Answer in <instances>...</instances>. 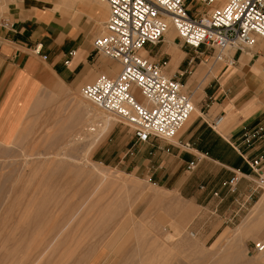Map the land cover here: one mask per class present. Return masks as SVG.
Segmentation results:
<instances>
[{"label": "rangeland", "instance_id": "obj_1", "mask_svg": "<svg viewBox=\"0 0 264 264\" xmlns=\"http://www.w3.org/2000/svg\"><path fill=\"white\" fill-rule=\"evenodd\" d=\"M55 1L62 8L89 12L91 28L99 29L92 38L94 48L95 38L105 31L102 9L107 15L109 9L96 13L95 0ZM13 5L23 8L24 0H14ZM5 13L13 19L8 10ZM172 35L175 46H166L164 35L142 55L166 63V73L182 82L194 105L205 109L220 90H229V95L236 90L228 80H234L237 65L216 68L212 50L196 52L173 28ZM94 51L93 56L105 58L114 68L100 73L117 76L121 66ZM99 74L76 89L49 93L47 101L32 110L16 140L0 143V264H264L263 252L253 257L247 251L226 252V246L243 243L236 236L216 248L214 241L197 235V212L133 170L130 153L125 152L141 140L134 128L81 94V87ZM242 83H247L244 76ZM136 96L145 101L139 90ZM248 106L264 102L255 96ZM107 116L111 122L106 123ZM94 166L104 174L93 175Z\"/></svg>", "mask_w": 264, "mask_h": 264}, {"label": "crops", "instance_id": "obj_2", "mask_svg": "<svg viewBox=\"0 0 264 264\" xmlns=\"http://www.w3.org/2000/svg\"><path fill=\"white\" fill-rule=\"evenodd\" d=\"M95 1L99 7L96 13L100 8L107 11L105 4ZM13 2L7 0L0 6L2 144L16 140L32 110L47 101L49 93L68 92L94 79L100 71L111 70L105 58L93 56L92 38L99 29L91 28L89 12L62 8L55 0H24L23 8H16ZM7 10L13 19L4 17ZM102 12L106 24L109 14ZM174 42L165 43L169 47L175 46ZM258 42L250 57V49L237 56L234 80H228L236 90L231 95L229 90H220L205 109L203 105L199 109L196 103L198 112L177 140H137L125 152L130 153L136 173L173 192L185 207L197 212L193 227L197 235L214 241L216 248L223 246L229 236H236L243 243L228 245L225 251H247L249 257L260 253L255 248L257 241L264 243V190L257 187V175L249 164L264 156V135L251 143L245 138L247 132L264 127V106H248L255 96L264 102V40ZM72 50L76 55L66 64ZM252 59L256 61L248 69ZM215 62L216 68L224 66ZM243 76L247 83L240 86ZM220 115L224 116L222 124L218 129L211 128V121ZM130 138L134 140L132 134ZM191 162L196 166L189 170ZM262 169L264 173V163ZM234 175L239 179L231 188L226 182Z\"/></svg>", "mask_w": 264, "mask_h": 264}, {"label": "built area", "instance_id": "obj_3", "mask_svg": "<svg viewBox=\"0 0 264 264\" xmlns=\"http://www.w3.org/2000/svg\"><path fill=\"white\" fill-rule=\"evenodd\" d=\"M4 1L0 0V6ZM101 1L109 5V19L106 33L95 39L94 49L119 61L122 70L115 77L99 75L96 81L82 87V94L98 108L133 127L143 141L151 137L172 141L194 109L192 97L182 82L167 75L166 63L152 61L141 53L147 46L161 42L169 23L177 29L184 45L196 52L201 48L212 50L216 60L226 67L234 66L244 48L264 37V0ZM204 6L211 9L205 12ZM68 55L66 64L76 51ZM135 87L146 103L136 99ZM223 120L224 116H217L210 127L217 129ZM262 135L264 127H259L247 132L245 138L251 143ZM263 163L264 156L249 162L257 175V187L264 190ZM195 166L191 162L188 169ZM238 179L234 175L226 184L233 188ZM255 248L260 252L264 244L257 243Z\"/></svg>", "mask_w": 264, "mask_h": 264}, {"label": "bare ground", "instance_id": "obj_4", "mask_svg": "<svg viewBox=\"0 0 264 264\" xmlns=\"http://www.w3.org/2000/svg\"><path fill=\"white\" fill-rule=\"evenodd\" d=\"M103 4H105V5L109 8V5H108L106 2L103 3ZM2 7L5 8V6H2ZM0 9H1V7H0ZM2 9H3V8H2ZM202 9L205 10V12H207V11H209L211 8L208 7V6H204ZM109 12H110V9H109ZM108 19H109V17H108ZM172 28L175 30V32L177 33V36H178V31H177V29L174 27V25H173L172 23H169V28H168L167 31L165 32V37H166V38H165V40H166L165 42H167L168 44H173V42H174V36L172 35ZM105 33H106V24H105V31H104V32H101L99 36H101L102 34H105ZM99 36H98V37H99ZM260 39H261V40H264V37H259L258 40H257V42H256L253 46H250V47H248V48H244V50H248V49H251V50L253 49V50H254V48H256L255 45L258 43V41H259ZM174 43H175V42H174ZM244 50H243V51H244ZM251 50H250V51H251ZM142 52H144V53L146 54L147 51L144 49V50L141 51V53H142ZM101 54H102V53H101ZM247 54H249L248 56L250 57V55H251L250 52H248ZM103 55H104V54H103ZM176 55H177V54H176ZM179 55H180V54H179ZM105 56H106V55H105ZM107 57H108V56H107ZM145 57H148V56H145ZM175 57H176V56H175ZM108 58H109V57H108ZM149 58H150V57H149ZM177 58H178V57H176L175 60H177ZM110 59H112V58H110ZM112 60H114V59H112ZM214 60H215L216 62H218V61L216 60L215 57H214ZM114 61L117 62V63L121 66V64H120L119 61H117V60H114ZM216 62H215V63H216ZM218 63H221V62H218ZM213 64H214V63H213ZM213 64H212V65H213ZM216 64H217V63H216ZM221 64H223V63H221ZM223 65H224V64H223ZM234 66H235V65H234ZM225 67H226V66H225ZM232 67H233V66H232ZM111 69L113 70L114 68H111ZM121 70H122V67H121ZM121 70H120V72H121ZM120 72H119V73H120ZM119 73H118V75H119ZM118 75H117V76H118ZM167 75H168V74H167ZM172 78H174V77H172ZM135 89L138 90V88L135 87V88H134V92H135ZM139 92H140V91H139ZM81 94H82V88H81ZM141 95H142V94H141ZM82 96L84 97L83 94H82ZM135 97H136V99L140 102L139 97L136 96V92H135ZM142 97L144 98L143 95H142ZM85 98H86V97H85ZM86 99H87V98H86ZM87 100H88V99H87ZM144 100H145V101H144V102L141 101V103H146V99H145V98H144ZM72 101H73V100H72ZM79 101H80V100H79ZM89 101H90V100H89ZM90 102H91V101H90ZM192 102H193V101H192ZM92 103H93V102H92ZM77 104H78V103H77ZM93 104H94V103H93ZM193 105H194V103H193ZM86 106H87V104H86ZM84 111H85V110H84ZM104 111H105V110H104ZM106 112H107V111H106ZM196 112H198V111H197V109H196V107H195V105H194V109H193V112L191 113L190 120L193 119V118L195 117ZM108 113L111 114V115H114V114H112V113H110V112H108ZM114 116H115V115H114ZM115 117H116V116H115ZM107 118H108V119L106 120V123H108L109 121L111 122V118L108 117V116H107ZM116 118H117V117H116ZM84 119H85V118H84ZM190 120H188V122H189ZM223 121H224V120H223ZM109 124H110V123H109ZM186 124H187V123H186ZM186 124H185V125H186ZM221 124H222V123H221ZM107 125H108V124H107ZM185 125H184V126H185ZM78 126H79V125H78ZM184 126H183V127H184ZM183 127H182V128H183ZM182 128H181V129H182ZM218 128H219V127H217V129H218ZM90 129H91V128H90ZM181 129H180V130H181ZM91 130H92V129H91ZM180 130H179V131H180ZM177 134H178V133H177ZM87 153H88V152H87ZM85 158H86V157H85ZM103 168H104V167H103ZM103 171H104V170H103L101 167H95V166H94L93 173H92V172H91V173H92L93 175H95V176H101V175L104 174ZM263 174H264V173H263ZM106 177H107V176H106ZM121 177H122V176H121ZM127 179H128V178H127ZM123 181H124V180H123ZM124 183H125V182H124ZM126 183H127V182H126ZM14 202H15V201H14ZM13 205H14V204H13ZM12 208H13V206H12ZM8 210H9V209H8ZM41 211H42V210H41ZM71 211H72V210H71ZM71 211H70V212H71ZM9 212H10V211H9ZM73 212H74V211H73ZM18 214H19V213H18ZM18 214H17V215H18ZM40 214H41V213H40ZM46 214H47V213H46ZM70 214H71V213H70ZM44 215H45V214H44ZM74 215H75V213H74ZM15 216H16V215H15ZM70 216H71V215H70ZM37 219H38V218H37ZM39 219H40V218H39ZM41 219H42V218H41ZM41 219H40V220H41ZM43 219H44V218H43ZM29 220H30V219H29ZM40 220H39V221H40ZM9 221H10V220H9ZM14 221H15V220H14ZM6 222H7V221H6ZM12 222H13V221H12ZM40 222H41V221H40ZM16 223H17V222H16ZM30 223H31V222H30ZM32 223H33V222H32ZM41 223H43V222H41ZM1 224H2V223H1ZM11 224H12V223H11ZM7 225H8V224H7ZM33 225H34V224H33ZM33 225H31V226H33ZM38 225H39V224H38ZM40 225H41V224H40ZM5 226H6V225H5ZM8 226H9V225H8ZM22 226H23V225H22ZM28 226H30V225H28ZM28 226H27V227H28ZM35 226H36V225H35ZM33 227H34V226H33ZM7 228H8V227H7ZM35 228H36V227H35ZM29 229H30V228H29ZM8 230H9V229H8ZM19 230H21V229H19ZM1 233H2V231H1ZM18 233H19V232H18ZM31 233H32V232H31ZM6 234H7V233H6ZM6 234H5L4 237H6ZM2 235H3V234H2ZM2 235L0 234V236H2ZM30 235H31V234H30ZM227 235H228V234H227ZM0 240H1V238H0ZM27 240H28V239H27ZM8 242H9V239H8ZM26 242H27V241H26ZM26 242H25V243H26ZM1 243H2V242H1ZM95 243H96V242H95ZM95 243H92L93 246H96V245H94ZM259 243H262V242H259ZM98 244H99V243H98ZM262 244H264V243H262ZM9 246H10V244H9ZM86 246H87V245H86ZM91 247H92V246H91ZM8 248H10V247H8ZM93 249H94V248H93ZM89 250H90V249H89ZM91 251H92V248H91ZM166 251H168V250H166ZM263 251H264V249H263L262 251H260V252H263ZM154 252H155V251H154ZM39 253H40V252H39ZM171 253H172V252H171ZM158 256H159V255H158ZM167 257H168V256H167ZM35 258H36V257H35ZM263 259H264V258H263ZM34 260H36V259H34ZM34 260H33V261H34ZM263 261H264V260H263Z\"/></svg>", "mask_w": 264, "mask_h": 264}]
</instances>
